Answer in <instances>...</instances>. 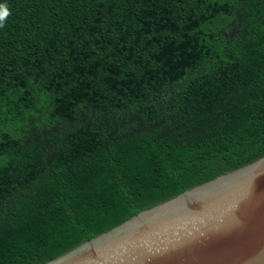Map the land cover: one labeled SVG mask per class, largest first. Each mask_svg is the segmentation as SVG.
<instances>
[{
    "label": "trees",
    "instance_id": "16d2710c",
    "mask_svg": "<svg viewBox=\"0 0 264 264\" xmlns=\"http://www.w3.org/2000/svg\"><path fill=\"white\" fill-rule=\"evenodd\" d=\"M262 157L264 0H0V264Z\"/></svg>",
    "mask_w": 264,
    "mask_h": 264
},
{
    "label": "water",
    "instance_id": "95a60500",
    "mask_svg": "<svg viewBox=\"0 0 264 264\" xmlns=\"http://www.w3.org/2000/svg\"><path fill=\"white\" fill-rule=\"evenodd\" d=\"M45 264H264V157Z\"/></svg>",
    "mask_w": 264,
    "mask_h": 264
}]
</instances>
